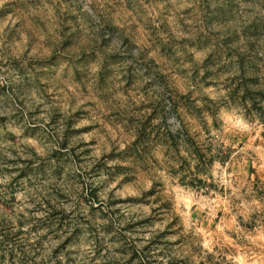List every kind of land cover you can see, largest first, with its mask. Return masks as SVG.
Wrapping results in <instances>:
<instances>
[{
    "label": "rangeland",
    "instance_id": "1",
    "mask_svg": "<svg viewBox=\"0 0 264 264\" xmlns=\"http://www.w3.org/2000/svg\"><path fill=\"white\" fill-rule=\"evenodd\" d=\"M0 264H264V0H0Z\"/></svg>",
    "mask_w": 264,
    "mask_h": 264
}]
</instances>
